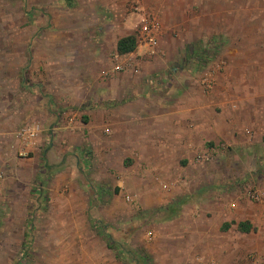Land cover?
Masks as SVG:
<instances>
[{
	"label": "rangeland",
	"instance_id": "obj_1",
	"mask_svg": "<svg viewBox=\"0 0 264 264\" xmlns=\"http://www.w3.org/2000/svg\"><path fill=\"white\" fill-rule=\"evenodd\" d=\"M218 4L224 6L212 7ZM79 5L76 0H0V64L11 68L16 60L26 80L44 81L55 96L67 92L62 85L67 78L75 80V70L83 66L88 73L78 70L77 77H84L89 86L77 90L80 106L91 101L95 107H106L105 84L127 70L128 81L138 88L129 94L134 98H164L171 92L167 83L175 86L178 77L200 85L206 70L213 77L212 88L218 81L226 83L231 98L237 85L242 97L264 92V0H116L108 10ZM142 12L155 14L160 28L156 46L141 47L137 41L144 50L139 54L151 55L159 66L171 58L167 65L161 64L166 71L161 68L147 76L141 63L133 67L138 69L135 72L122 60L123 70L105 74L112 61H118L111 50L113 40L129 33L138 36ZM105 17L111 20L106 22ZM105 30L109 33L97 47L105 49L106 56H94L97 34ZM203 46L214 55L201 67L189 53ZM15 52L19 56L13 58ZM58 52L63 55L59 57ZM65 57L70 63H65ZM59 63L70 66L67 74L59 72ZM255 63L263 69L256 94L235 81V76L242 77L237 71L242 65ZM227 68L232 73L220 77ZM116 90L120 92L121 86ZM213 108L221 107L213 104ZM256 113L255 123L243 118L244 126H226L225 132H264V107L259 106ZM114 126L103 119L100 136L109 138ZM252 144L241 148L219 140L206 145L213 150L211 157L196 161L195 151L190 162H181L173 170L172 180L153 175V168L131 157L122 167L125 151L111 153L106 170L101 152L87 148L80 152L75 174L67 176L68 183L57 190L62 195L54 199L49 189L45 192L44 185H39L41 162L35 160L37 172L26 176L30 156L19 157L12 147L18 171L0 163L4 180H12L11 185L0 186V196L10 194L8 200L2 198L0 207V264H264V201L244 194L248 188L264 185V141ZM36 189L41 194L36 195ZM126 192L137 193L138 203L125 201ZM232 201L235 206L230 205ZM240 220L250 222L248 231L237 229ZM99 227L120 243L124 251L120 258L115 257L116 246L106 245ZM92 243L96 253L84 260Z\"/></svg>",
	"mask_w": 264,
	"mask_h": 264
},
{
	"label": "crops",
	"instance_id": "obj_2",
	"mask_svg": "<svg viewBox=\"0 0 264 264\" xmlns=\"http://www.w3.org/2000/svg\"><path fill=\"white\" fill-rule=\"evenodd\" d=\"M115 1L76 0L80 7L104 10L112 9ZM225 1L217 0L218 3H225ZM223 6L218 4L212 7ZM104 20L107 22L108 19L105 17ZM101 23L103 22L101 21ZM99 30L102 29L99 28ZM107 33L109 32L105 30L102 31L101 35L97 34V40L99 41L92 52L94 56L97 54L106 56L105 49H99L97 46L101 45L100 41L104 39ZM122 36L124 35L115 37L113 45H111V50L114 51L113 54L118 59L117 62H120L119 64L125 65L126 62L128 67L133 70L136 64L141 63V68L145 71V74L150 76L160 71L161 68L164 70L166 66L162 65H167L168 60H171L169 58L167 61L161 62L162 65L159 66L158 62L153 61L151 55L139 54L144 50L138 46L131 52L119 53L116 50V42ZM16 53L13 58L19 56ZM166 53L169 57V53ZM57 55L60 57L63 54L58 52ZM262 56H264V53ZM26 57H29L28 51H26ZM71 57L70 59H72ZM67 58L65 63H70ZM47 60H50V55ZM117 62L112 61L111 65L108 60L107 63L108 65L110 63L111 66L109 69L107 68L105 74L113 75L116 73L117 71L113 67ZM58 66H60L59 72L61 74L68 73L69 65L59 63ZM85 69L83 66H78L81 74L83 72L84 75L85 72L88 73ZM78 70H75V80H68L67 78L65 84L62 85V88H65L67 92L55 96L50 91L49 85L44 81L26 80V77L23 76V66L18 64L16 60H13L11 68L3 62L0 64L1 166L6 164V168L9 167L10 171L15 173L16 170L18 171L15 163L19 162H15L11 153L12 147L16 152L20 145L15 137V132L24 124L39 121L43 131L38 145L30 150L29 173L26 176H34L37 172L35 170V160L38 159L43 170L39 185H44L45 192L46 188L47 191L49 189L51 199L62 195L57 190L68 183L65 180L67 176L75 174L79 164V156H81L80 152L85 151L87 148L94 152H101V163L106 170L109 168L111 153L125 151V158L120 159L122 167L123 162L127 160L126 158L131 157V159L133 158L136 162H139V165H146L148 169L153 168V175L169 177L172 180L173 173L175 174V169L179 168L181 162H190L193 153L205 148L206 145L224 140L235 146L241 148L244 146L245 148V146L251 147L250 145H253L252 143H256V141H264V132H225L226 126L231 129L244 126L243 118L247 122L255 123L257 120L256 111L259 110V106L264 107V92H259L258 96L242 97V92H240L242 90L237 85L234 87L235 93L231 98L227 92L226 83L218 81L210 89L211 93H204L200 88L202 87L201 84L190 85L183 77H178L175 80V86L172 83H167L169 87L171 85V92L164 98L155 95L151 98L149 96L134 98L130 97L129 94H131V91L138 90V88H135L136 84L128 81L126 75H128L129 70H127L124 74L121 73L119 77L110 78L111 82L105 84L102 96L105 99L106 107H95L91 101L80 106L82 97L77 96V90L89 86V82L84 80L85 78L82 76L77 77ZM169 70L172 73L175 68L171 66ZM237 71L242 76H235L237 84L244 83L256 94L260 87L259 74L263 71L262 66L256 63L242 65ZM231 73L232 71L227 68V70H223L220 77ZM118 85L121 86L120 92L116 90ZM237 89L240 91L237 92ZM175 91L177 95L173 97ZM118 94L120 95L117 96ZM213 104L221 107L220 110L215 111ZM243 105H247L248 109H243ZM230 106H233V109H238L231 110ZM110 111L111 117L108 115ZM105 118L116 126L112 128L111 136L103 139L100 136L98 127ZM9 142L13 145H8ZM7 150L10 152L6 153ZM121 166H117L118 169ZM141 174H144V172ZM11 181L9 177L3 180L0 186L7 187L12 184ZM146 181L148 183L145 188L150 183V178ZM40 189L35 190L36 195L41 194ZM9 196L10 194L3 196L6 197L5 201L8 200ZM127 196L133 197L134 204L138 203L137 193L126 192L124 194L125 201H127ZM3 197L0 196V207L3 203ZM128 203L132 205L130 202ZM235 203V201H232L230 205L235 206ZM56 211L59 212V209ZM50 212L54 213L49 210ZM64 212L65 210H62L60 216L64 215ZM64 232V229H62V233ZM92 246L93 248H88L90 250L84 256V260L92 259L95 255L96 247L93 243Z\"/></svg>",
	"mask_w": 264,
	"mask_h": 264
},
{
	"label": "built area",
	"instance_id": "obj_3",
	"mask_svg": "<svg viewBox=\"0 0 264 264\" xmlns=\"http://www.w3.org/2000/svg\"><path fill=\"white\" fill-rule=\"evenodd\" d=\"M159 26L160 25L155 14H153L152 12H142L139 20L138 36H136V40L138 41V43H140V45H146L149 47L156 46L160 28ZM124 68L125 66L119 63H117L113 67L115 71H121ZM134 71L137 72L138 69L134 68ZM200 83L205 90H210L212 88L213 77L209 70L203 72ZM42 131L43 127L38 121H31L20 126L16 130L15 137L20 142V145L16 151L19 157H29L30 150L38 145L40 137L42 135ZM212 151L213 150H210L208 148H203L199 151H196L194 156L195 160H208L211 157ZM4 178L5 174L2 170H0V183L4 180ZM244 194L251 200L264 201V185L248 188L244 191ZM126 200L131 204L134 203L133 197L127 196Z\"/></svg>",
	"mask_w": 264,
	"mask_h": 264
},
{
	"label": "trees",
	"instance_id": "obj_4",
	"mask_svg": "<svg viewBox=\"0 0 264 264\" xmlns=\"http://www.w3.org/2000/svg\"><path fill=\"white\" fill-rule=\"evenodd\" d=\"M136 46H137V40H136V35L134 33L126 34L120 37L116 42V50L119 53L131 52L136 48ZM189 55L190 57L198 59V62L199 63L201 62V67H202L205 65V62L213 58L214 54H210L206 46H203L198 50H195L194 52L191 51ZM250 226H251L250 223H248L246 220L239 221L237 223V229L243 232L248 231ZM224 227H227V225H225ZM98 230H99L98 233L103 237L108 247L116 246L115 248H117V255H115V257L120 258V255L124 254L122 248L119 247L120 243L117 241L113 242L110 234L105 233L102 227H99Z\"/></svg>",
	"mask_w": 264,
	"mask_h": 264
}]
</instances>
